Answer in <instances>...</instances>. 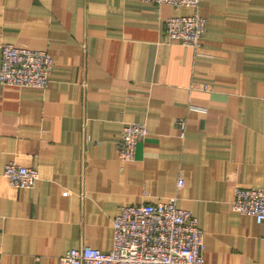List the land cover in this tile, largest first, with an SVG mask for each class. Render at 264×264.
Here are the masks:
<instances>
[{
	"label": "crops",
	"instance_id": "obj_1",
	"mask_svg": "<svg viewBox=\"0 0 264 264\" xmlns=\"http://www.w3.org/2000/svg\"><path fill=\"white\" fill-rule=\"evenodd\" d=\"M194 12L199 46L167 43L165 19ZM3 43L53 67L44 89L0 83V264L107 253L121 206L170 196L197 219L206 264H264V223L230 208L236 188L264 185V0H0ZM132 122L147 135L122 161ZM9 161L36 168L35 185L10 186Z\"/></svg>",
	"mask_w": 264,
	"mask_h": 264
},
{
	"label": "built area",
	"instance_id": "obj_2",
	"mask_svg": "<svg viewBox=\"0 0 264 264\" xmlns=\"http://www.w3.org/2000/svg\"><path fill=\"white\" fill-rule=\"evenodd\" d=\"M155 6L190 7L197 10L202 0H140ZM167 43L197 48L206 29V21L197 12L187 16L169 17L164 21ZM53 60L44 50L0 45V83L17 87L44 89L49 82ZM176 125L180 136L185 121ZM147 135L142 123H127L120 132L117 153L122 161L136 157L137 145ZM3 175L16 189L31 188L39 178L33 167L13 161L4 165ZM182 181H177V187ZM230 208L241 215L264 223V185L235 189ZM113 238L109 252L81 245L58 257L57 264H206L202 255L203 233L197 219L188 210L178 208L176 197L165 201L142 202L121 206L112 220Z\"/></svg>",
	"mask_w": 264,
	"mask_h": 264
}]
</instances>
